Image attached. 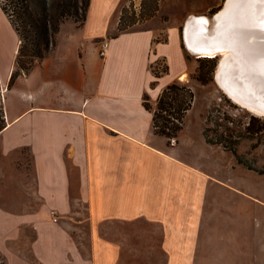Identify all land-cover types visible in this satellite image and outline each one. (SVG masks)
<instances>
[{"label": "crops", "instance_id": "crops-1", "mask_svg": "<svg viewBox=\"0 0 264 264\" xmlns=\"http://www.w3.org/2000/svg\"><path fill=\"white\" fill-rule=\"evenodd\" d=\"M121 1L91 0L84 25L65 21L53 51L4 95L0 253L7 264H120L123 235L102 227L147 223L162 231L166 264H213L211 255L264 264V176L211 175L164 145L144 96L155 101L186 78L184 33L171 24L110 36ZM67 23L73 30L62 36ZM18 48L19 40L14 58ZM159 59L169 72L157 78ZM80 202L87 256L67 226Z\"/></svg>", "mask_w": 264, "mask_h": 264}, {"label": "rangeland", "instance_id": "rangeland-1", "mask_svg": "<svg viewBox=\"0 0 264 264\" xmlns=\"http://www.w3.org/2000/svg\"><path fill=\"white\" fill-rule=\"evenodd\" d=\"M224 1L122 0L116 13L118 30L111 32L110 36L123 31L140 30L150 25L163 29L173 24L179 26L182 31L191 16L199 15L207 16L212 26L215 20L213 18L223 7ZM169 19H172L171 23L168 22ZM72 30L70 23H67L63 26L61 34L66 35ZM163 33L162 31V36H159L162 39ZM17 41L14 28L0 8L2 102L9 88L11 77L9 71L12 66L15 69L14 50ZM219 60L220 57L203 58L190 50L187 51L189 67L184 73L186 78L182 76V79H185L180 80V76L173 83L190 87L194 92V101L185 115L184 128L178 136L170 142L165 138L161 139L174 156L185 159L208 174L221 177L227 174L264 176V117L235 103L216 83L215 72ZM152 69L161 76L169 72V66L163 59H159ZM201 71L207 80L205 83L197 78ZM150 103L155 108L157 100L153 101L150 98ZM0 121L7 124L5 111L2 115L0 113ZM87 216L86 205L80 202L75 203L74 218L67 219L69 231L86 256L90 253L92 233ZM111 227L112 231L109 225L108 228L104 225L101 231L109 233L114 239H119L121 237L119 232L122 233L125 247L120 264L167 263V256L158 243L162 237V231L158 228H153L147 223L128 225L123 229L118 224ZM216 258V255L210 256V260L215 262L218 261ZM215 262L213 264H217ZM0 264H7L5 256L1 253Z\"/></svg>", "mask_w": 264, "mask_h": 264}, {"label": "bare ground", "instance_id": "bare-ground-1", "mask_svg": "<svg viewBox=\"0 0 264 264\" xmlns=\"http://www.w3.org/2000/svg\"><path fill=\"white\" fill-rule=\"evenodd\" d=\"M210 25L207 16L186 23L188 49L220 58L217 79L231 100L264 117V0H228Z\"/></svg>", "mask_w": 264, "mask_h": 264}, {"label": "trees", "instance_id": "trees-1", "mask_svg": "<svg viewBox=\"0 0 264 264\" xmlns=\"http://www.w3.org/2000/svg\"><path fill=\"white\" fill-rule=\"evenodd\" d=\"M90 3L91 0H0V8L19 40L15 69L11 74L9 87L53 51L61 25L65 21L71 19L79 26L84 25ZM156 72L155 70L156 77H160ZM197 78L202 83L207 81L202 71ZM193 101L192 89L179 83H172L162 91L155 108L150 103V96L145 94L144 105L153 113L155 133L166 137L169 142L176 138L184 128L185 115L191 109ZM4 111L0 94L1 115ZM0 122L3 123L0 124L2 131L7 124Z\"/></svg>", "mask_w": 264, "mask_h": 264}, {"label": "water", "instance_id": "water-1", "mask_svg": "<svg viewBox=\"0 0 264 264\" xmlns=\"http://www.w3.org/2000/svg\"><path fill=\"white\" fill-rule=\"evenodd\" d=\"M227 2H228V0H225L224 1V3H223V7L221 8V10H219L218 12H220V11H222L223 9H225L226 8V6H227ZM217 12V13H218ZM214 19V18H213ZM185 27H186V24H185V26H184V30H183V33H184V40H185V44H186V46H187V48H188V45H187V42H186V35H185V33H186V30H185ZM224 54H222L221 55V57L223 56ZM220 57V58H221ZM220 61V60H219ZM220 62L218 63V66H217V70H216V72H215V80H216V83L219 85V86H221L220 85V83L218 82V79H217V71L220 69ZM222 87V86H221ZM224 89V88H223ZM225 90V89H224ZM226 91V90H225ZM228 94V93H227ZM228 95H230V94H228Z\"/></svg>", "mask_w": 264, "mask_h": 264}, {"label": "built area", "instance_id": "built-area-1", "mask_svg": "<svg viewBox=\"0 0 264 264\" xmlns=\"http://www.w3.org/2000/svg\"><path fill=\"white\" fill-rule=\"evenodd\" d=\"M108 47H109V42H108L107 40H104V41L101 43V48H100V54H101L102 56H104V55L106 54V52H107V50H108ZM57 220H58V218L55 217V218H54V221H57Z\"/></svg>", "mask_w": 264, "mask_h": 264}]
</instances>
